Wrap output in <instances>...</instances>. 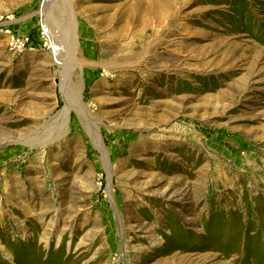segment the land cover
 I'll list each match as a JSON object with an SVG mask.
<instances>
[{"label": "rangeland", "instance_id": "374dc122", "mask_svg": "<svg viewBox=\"0 0 264 264\" xmlns=\"http://www.w3.org/2000/svg\"><path fill=\"white\" fill-rule=\"evenodd\" d=\"M0 264H264V0H0Z\"/></svg>", "mask_w": 264, "mask_h": 264}, {"label": "built area", "instance_id": "2783aa9c", "mask_svg": "<svg viewBox=\"0 0 264 264\" xmlns=\"http://www.w3.org/2000/svg\"><path fill=\"white\" fill-rule=\"evenodd\" d=\"M41 1H42V3H48L50 0H41ZM41 28H43V27H41ZM42 34L44 36V29H42Z\"/></svg>", "mask_w": 264, "mask_h": 264}, {"label": "bare ground", "instance_id": "6f19581e", "mask_svg": "<svg viewBox=\"0 0 264 264\" xmlns=\"http://www.w3.org/2000/svg\"><path fill=\"white\" fill-rule=\"evenodd\" d=\"M126 5H127V4H126ZM162 14H163V13H162ZM55 50H57V48H56ZM60 50H61V49H60ZM57 52H58V51H57ZM60 53H61V51H60ZM60 53L58 54V56H61V57H62L63 54H60ZM133 57H134V56H133ZM57 59H58L59 61H60V59H61V61H62V58H60V57L57 58Z\"/></svg>", "mask_w": 264, "mask_h": 264}]
</instances>
